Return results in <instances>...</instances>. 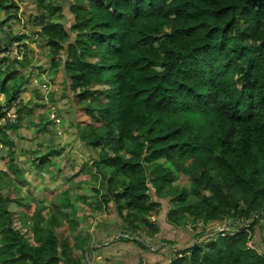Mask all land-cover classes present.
Returning <instances> with one entry per match:
<instances>
[{"label": "trees", "instance_id": "obj_1", "mask_svg": "<svg viewBox=\"0 0 264 264\" xmlns=\"http://www.w3.org/2000/svg\"><path fill=\"white\" fill-rule=\"evenodd\" d=\"M35 2L28 23L51 63L63 65L72 105L88 120L73 126L75 138L96 152L89 165L98 177L92 179L121 231L152 236V247L163 244L156 252L166 254L164 264H264V0H72L68 26L54 18L63 1ZM19 12L13 0H0V51L14 44L27 52L14 27ZM27 63V55L0 59L1 92ZM27 83L9 87L0 119ZM20 104L14 122L0 127V144L10 145L7 132L20 129ZM51 136V148L30 152L24 171L9 155L19 181L26 174L42 177L37 169L48 175L49 158L62 152ZM39 200L32 215L27 208L9 211L18 201L3 198L0 189V264H83L74 250L85 242L75 241L71 250L58 236L70 200ZM162 213L174 232L190 228L185 243L163 237L152 220ZM17 216L25 233L13 225ZM128 241L144 247L117 239Z\"/></svg>", "mask_w": 264, "mask_h": 264}, {"label": "rangeland", "instance_id": "obj_2", "mask_svg": "<svg viewBox=\"0 0 264 264\" xmlns=\"http://www.w3.org/2000/svg\"><path fill=\"white\" fill-rule=\"evenodd\" d=\"M32 1L33 0H27L26 5L30 7L29 5ZM49 1L50 0H48V2ZM57 1L58 3L55 0H53L51 1V4L54 6L60 5L62 1L65 3L64 5H67V4L71 5L72 3V0H66V1L57 0ZM13 3H19V0H13ZM28 14L30 13L28 12ZM60 15H61V12L55 15L54 18L56 17L58 18L60 17ZM35 16H36V13H35ZM35 16L32 15V18ZM0 18L2 19L3 17H0ZM71 19L72 17L69 16L68 13H66L64 17V23L66 24V26L69 25L67 21ZM28 26L30 27V24L29 25L26 24V29H29ZM14 27H17V25H14ZM30 34L34 35L35 33L31 32ZM22 44L24 45V42H22ZM27 45H28V42H27ZM29 50H30V46L28 45V50L27 52H23V55H27ZM30 57H33V56L30 55ZM28 59L32 60L31 58H28ZM49 59L51 62L52 58L48 57V61ZM6 64H10V63H6ZM39 65H40L39 60L36 62V66L33 60L31 65H29L28 67H30V69L31 67H35V69H37V66ZM17 71H18L17 76H14V79L9 81L6 88L3 89L2 92H1L2 87L0 85V99H1L0 105L4 103L5 101L4 98L6 94L11 91L10 88L14 87L15 85H23L29 80L34 83L33 86L38 91L47 90V87L45 86L46 85L45 83H47V80H46L47 78L43 79L41 77L43 74H45V71L41 72L43 74H35L36 77L34 78L31 76V74L25 73L24 70H21L18 68ZM4 77H5V74L0 73V81L3 80ZM29 77H31L32 79H30ZM30 85L31 84L29 82V84L27 83L26 86L31 87ZM23 96L26 98V95H23ZM20 99L23 100V97H20ZM19 102L20 100H17V102L14 105V107H16L15 111L19 108L18 107ZM68 105H69L70 112H77L76 116L81 118V120H85V123H88V120L84 117V114L82 112V107L80 105H75V108L73 107L71 103H69ZM48 107H50V110L55 109L54 106L49 103H48ZM0 109L2 108L0 107ZM54 111H51L49 114L53 113L55 116H57L55 118L59 120V124L57 125L55 122L52 121L54 123L53 124L49 120L50 115L48 114V120L53 124L52 126L51 124H48V125L51 126L52 131L57 135V140H59L60 147L55 148V149H58V150L62 149V152L58 153L57 155H52L49 158L50 164L48 167H51V168H48V172H49L48 175L41 173L40 169H37L34 172L42 175L43 178L42 177L38 178L34 174H30V175L27 174L24 176V179L22 181H19L21 180V178L13 176L12 172L9 169V164H7L9 155L13 156L14 158L13 165L14 166L16 165L19 171L25 170L26 165H28L26 162V159H28L29 157L30 150L33 149L30 147L31 145L28 140V135L30 134L28 132H25L24 136H22V139H21L20 136H18V134L22 132L20 131L21 128L16 131H9L7 132V140L13 143V146H10L11 143L10 145L0 144V173H1L0 189H1V193H2L3 198L17 200L18 201L17 204L20 206L18 207L16 205H12V206L8 205L7 207L8 210L12 211V209H14L17 212H21V211H24L25 208H27L28 211L24 213L28 215H32V212L35 209V202L38 199H40L39 201L41 202L42 205H44L45 201H48V205L49 203L54 204V205H56V203L66 204L65 199H69L73 208L65 213V216L67 215V218H64L62 220V223L67 226H70L69 224L70 222L76 223L77 227L72 231L67 226H64L61 230L58 231V236L60 238L66 239L68 243V247L71 250H73L75 241L83 240L85 242L84 243L85 245H83V248L81 251L74 250L75 257L80 258V256L83 255L85 259V262L83 261V264H96L101 261L102 262L99 264H104V263L123 264L121 258L119 257L122 255L124 248H127L129 252L130 251L138 252L137 250H139L144 255H147L148 258H153V259L156 258L157 260L159 259L160 264H164L166 262V254L160 251L156 252L158 248L163 246V244H157L155 245V247H152L151 245H153V237L148 234H145L144 232L135 233L137 234V236L140 235L139 236L140 240L137 242L140 244H143L144 247L142 248H140L137 243L130 242V241L117 242V238L119 236H122L126 232L121 231V229L119 228L120 222L117 219V216L115 214V210L113 209V207L110 205L108 210L104 209V206H103L104 200L101 197L103 195V192L100 193L101 188L98 186V184H95L92 179L93 176L98 177L96 173L94 174L93 169L89 165V161H92V157L90 155H93L95 157L96 152L95 151L94 152L91 151L90 153L87 152V150L77 141V139L74 140V136H73L75 133L74 127L72 126V124H69V126L67 125V121L69 122L70 118L67 117V115H65L64 117H58V115ZM30 115L31 114H27L26 111L22 113L21 117L22 118L25 117L27 119L26 121L22 120L21 121L22 125L20 126L25 127V125L27 126L29 125V122L27 120L31 121ZM33 116H32V119H33ZM64 129H67V130H64ZM50 137H51L50 138L51 141H48V145L51 144L52 146L53 143L55 142V139L51 135ZM73 140L74 142H72ZM41 141L43 140L41 139ZM44 145H46V140L40 143V146H44ZM37 148H39V146H37ZM10 150H11V153H9ZM84 164H86L85 167H83ZM100 177L101 176H99V178ZM177 184H180V183H177ZM183 185L187 186L185 182L183 183ZM65 191H68V192H65ZM25 198H29L30 201H26ZM32 198L33 200H31ZM190 199L192 198H189L188 201H190ZM98 207H100V209H98ZM122 210H124V208H122ZM42 215L43 216L46 215V212H42ZM163 215L164 213L160 214L159 216L160 221L156 219V216L153 217L152 220L157 221V226L159 227V229H161V231H164V236H163L164 238L166 237L167 239H170V240L173 239L174 242L176 240H179L180 236L177 237V235H179L181 232L180 231L174 232L173 228H169L167 225H165L163 222V219H164ZM18 217L19 216L15 217V220L13 217V225L16 228H18L21 232L25 233L26 230L20 227ZM198 224L200 225L201 223H198ZM259 224L263 225L264 220L261 221ZM170 229L171 231H169ZM186 229H190V228L187 226ZM195 233L198 234L197 230ZM27 234L28 233H26V235ZM174 234L175 235L177 234V235L174 236ZM190 235L191 234L188 232L183 233V236H185V238L189 237ZM103 236H107L108 239L104 241L105 237L103 238ZM140 241H143L145 243H141ZM182 242L185 243L186 240L183 239ZM193 243L194 241L192 242V244ZM166 244L170 246L168 243ZM145 246H148L150 249L148 250L147 248H145ZM261 246H263V250H264V244H262ZM92 248L93 249L97 248V249L93 250ZM177 248L178 249L176 250L184 249V248L180 249V246ZM187 248L189 247H186L185 249ZM248 248L253 249V246H250ZM181 253L183 252H180L179 255H181V257H184L185 255H182ZM174 254L175 252L171 251L170 255L172 256ZM124 256H128V255L124 254ZM104 259L105 261H103ZM141 259L142 258H140L138 262L136 261L135 264H144L143 260ZM166 264H169V261Z\"/></svg>", "mask_w": 264, "mask_h": 264}, {"label": "crops", "instance_id": "obj_3", "mask_svg": "<svg viewBox=\"0 0 264 264\" xmlns=\"http://www.w3.org/2000/svg\"><path fill=\"white\" fill-rule=\"evenodd\" d=\"M51 1H53V0H50L49 2H51ZM55 1L58 3L57 0H55ZM26 2H27V0H19V3H16L18 5L19 11H20L19 25L16 27V30H20L23 33L24 40H26L28 42V45L30 46V50L27 53V59L31 58L32 60L28 59V63H27L28 66L31 65L33 60L35 62V66H36V62L38 60H39L40 65L37 66V69H35V67H31V69H30V67L27 66L25 69H21V70H24V72L27 74H31V76L33 78L36 77L35 74H43L41 72L45 71V74H43L42 76L40 75V76L43 79L47 78L46 79L47 83H45L47 90H44L41 92L39 91L40 97L37 98V97H35V94H34V92L36 91V90H34L35 89L33 86L34 83L31 82L30 80L28 81V84L30 82L31 87H26L27 91L25 93L21 94V96H20V97H23L24 101L21 100L20 98L17 100H20V103H21L20 105L25 107L26 113L31 114L30 115L31 121L27 120L29 122L28 126L25 125V127H23V126L20 127L21 128L20 131H22V132L20 134H18V136H20V138L22 139V136H24V133L28 132L30 134V135H28V140H29L30 145H31L30 147L33 148L30 150V152L34 151V152H39V153H46L48 151L47 149L51 148V144L48 145V141H51L50 135L53 133L52 128H51V126L53 124L48 120V114L51 111L56 110L54 112H56L58 117H64L65 115H67V117L70 118V121L69 122L67 121L68 126H69V124H72V126L76 127V124L81 123V122L84 123L85 120H81V118L77 117L76 116L77 112H70L69 111V105L68 104L69 103L72 104V98H71L72 95L70 94L69 91L66 90L67 85H66V78H65V74H64L63 65L59 64L58 66H56L50 62V59L48 61V57L50 58V56H49L47 50L43 47L44 44L42 43L40 38L37 36V33H36L37 29H33L32 26L30 25V27L28 26L29 29L24 30V24H26V22H27V24L29 25L30 24V23H28L29 19L31 18L32 15L35 16V13H36V11H35V9H36L35 8V5H36L35 0H33L30 3V5H29L30 7H28V5H26ZM20 6H22V7H20ZM69 6L70 5H68V4L63 5V9L61 11L60 17L55 18L57 22L64 24V17L66 15V13H68L70 16ZM22 9H24V10H22ZM28 12L30 14H28ZM18 27H19V29H18ZM30 30H32V31H30ZM31 32H34L35 34L32 35V34H30ZM24 40L22 42H24V45H26V48L28 50L27 42ZM30 55H32L34 57V59H33V57H30ZM60 57H62V56L60 55ZM36 58H38V59H36ZM29 78L32 79L31 77H29ZM34 82H35V80H34ZM23 95H26V98ZM48 103L52 104L55 109L50 110V107H48ZM25 111H23V113ZM32 116H33V119H32ZM46 118H47V120L45 121ZM26 119L27 118H25V117L22 118V120H24V121H26ZM21 121L19 122L20 125H22ZM47 123L51 124V126L48 125ZM41 124H47V125L44 128H42ZM64 130H66V129H64ZM74 131L76 133L75 128H74ZM75 133L73 135L74 140L76 139ZM44 138H46V139H44ZM41 139L43 141L46 140V145H44L42 149H41L40 143H42L43 141H41ZM74 140L72 142H74ZM36 145L39 146V148H37ZM28 161H30V160H28ZM28 161H26V162H28ZM28 166H29V164L26 165L25 170L28 169ZM21 171H24V170H21ZM32 174H34V173H32ZM28 175H30V174H28ZM65 192H68V191H65ZM185 231L190 232L189 229H186ZM108 233H110V232H108ZM178 236H180V239L181 238L184 239V237H185V236H183L182 232ZM103 238H104V241H106L108 239L107 236H103ZM95 249H97V248H95ZM95 249H93V250H95ZM137 251L138 252H135V251L129 252L127 250V248H124L122 255L119 258H121L123 264H135L136 261L138 262V260H140V258H142L141 260H143L144 264H154V262L156 261V259L148 258L147 255H144L139 250H137ZM124 254H127L128 256H124ZM105 259L103 261H105ZM101 262H99V263H101ZM99 263H96V264H99ZM104 264H106V263H104Z\"/></svg>", "mask_w": 264, "mask_h": 264}, {"label": "built area", "instance_id": "obj_4", "mask_svg": "<svg viewBox=\"0 0 264 264\" xmlns=\"http://www.w3.org/2000/svg\"><path fill=\"white\" fill-rule=\"evenodd\" d=\"M3 57H10L11 59H14V60H17V61H21L22 58H23V50L18 47L17 45H11L9 47H4L2 48V50L0 51V59L3 58ZM17 101L14 102V104H12L8 109H4L3 110V113H4V117H2L0 119V127L2 125H4L6 122H9V123H12L14 122L15 120V108L14 105ZM19 105V103H18ZM57 116H55L53 113L50 114L49 116V119L50 121H53L55 122L57 125L59 124V120L57 118H55ZM59 134V133H57ZM226 226H220V227H217L215 230H217V232H223V229L225 228ZM220 229V230H218ZM119 237H123L125 239H128V240H134V241H139V236L137 235H132V234H129V233H126L122 236H119ZM118 237V238H119ZM117 238V239H118ZM141 243H144L143 241H140ZM252 246L250 243L247 244V247H250Z\"/></svg>", "mask_w": 264, "mask_h": 264}, {"label": "clouds", "instance_id": "obj_5", "mask_svg": "<svg viewBox=\"0 0 264 264\" xmlns=\"http://www.w3.org/2000/svg\"><path fill=\"white\" fill-rule=\"evenodd\" d=\"M17 101V100H16ZM20 103V102H19ZM18 107H19V105H18ZM15 118H16V116H15ZM50 120V119H49ZM52 122V121H51ZM53 123V122H52ZM54 124V123H53ZM227 225L229 224V223H226ZM222 225V226H227V225ZM215 232H217V231H215ZM248 244V243H247Z\"/></svg>", "mask_w": 264, "mask_h": 264}, {"label": "water", "instance_id": "obj_6", "mask_svg": "<svg viewBox=\"0 0 264 264\" xmlns=\"http://www.w3.org/2000/svg\"><path fill=\"white\" fill-rule=\"evenodd\" d=\"M146 183L149 184V179H147Z\"/></svg>", "mask_w": 264, "mask_h": 264}]
</instances>
